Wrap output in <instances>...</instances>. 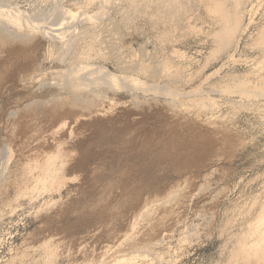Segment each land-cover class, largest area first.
<instances>
[{
	"label": "rangeland",
	"instance_id": "rangeland-1",
	"mask_svg": "<svg viewBox=\"0 0 264 264\" xmlns=\"http://www.w3.org/2000/svg\"><path fill=\"white\" fill-rule=\"evenodd\" d=\"M262 37L264 0H0V264H264Z\"/></svg>",
	"mask_w": 264,
	"mask_h": 264
},
{
	"label": "bare ground",
	"instance_id": "bare-ground-1",
	"mask_svg": "<svg viewBox=\"0 0 264 264\" xmlns=\"http://www.w3.org/2000/svg\"><path fill=\"white\" fill-rule=\"evenodd\" d=\"M141 3H142V1H141ZM137 6H138V5H137ZM139 6H140V5H139ZM141 7H142V6H141ZM137 8H138V7H137ZM224 18H225V17H224ZM234 18H235V17H234ZM231 19H233V18H231ZM229 20H230V19H229ZM233 22H234V21H233ZM233 22H232V23H233ZM234 23H235V22H234ZM226 25H227V24H226ZM229 25H231V23H230ZM222 26H223V25H222ZM231 26H232V25H231ZM229 27H230V26H229ZM223 28H225V30H224V31L226 32L225 34H229V33H230V29H229V28H226V27H224V26L222 27V29H223ZM220 36H221V35H220ZM222 36H224V35H222ZM229 36H230V35H229ZM262 39H264V38L262 37ZM259 42L262 43V42H264V40L261 41V39H260ZM259 42H258V43H259ZM15 44H16V43H15ZM15 44H14V45H15ZM222 44H223V43H222ZM262 44H264V43H262ZM17 46H19V45H17ZM17 46H16V49H17ZM19 47H21V46H19ZM263 47H264V46H263ZM113 48H114V47H113ZM22 49H23V47H22ZM263 49H264V48H263ZM9 51H10V50H9ZM23 53H24V51H23V50H19V48H18L17 50H15V51L10 52V54H12V55L14 54L15 56H16V54H17V57H18V58H21V56H23ZM29 53H30V52H29ZM29 53H28V54H29ZM25 54H26V53H25ZM29 55H30V54H29ZM11 57H12V56H11ZM26 58H27V57H25V60H26ZM23 59H24V57H23ZM28 59H29V58H28ZM25 60H24V61H25ZM21 61H22V58H21ZM26 61H27V60H26ZM9 63H10V62H9ZM13 63H14V62H13ZM21 63H22V62H21ZM25 63H26V62H24V64H25ZM28 63H29V62H28ZM14 64H15V63H14ZM18 64H19V63H18ZM21 65H22V64H21ZM27 65H28V64H27ZM19 66H20V64H19ZM22 66H23V65H22ZM29 68H30V67H29ZM14 72H15V71H14ZM19 73H20V72H19ZM8 74H9V73H8ZM7 76H11V75H7ZM7 76H6V74H5V78H6ZM12 77H13V75H12ZM2 80H3V79H2ZM2 83H3V82H2ZM0 86H1V84H0ZM135 160H136V159H135ZM139 162H140V161H139ZM263 214H264V213H263ZM263 214H262V215H263ZM260 216H261V215H260ZM262 217H263V216H262ZM262 217H261V218H262ZM254 239H255V238H254ZM261 240H262V238H261ZM261 240H258V241L256 240V241H257V243H256V247H257L258 252H260V254H264V245H263V243H262L263 241H261ZM251 241H252V240H251ZM254 243H255V242H254ZM262 245H263V248H262ZM46 246H47V245H46ZM237 246H239V245H237ZM50 248H51V246H50ZM242 248H243V247H242ZM245 248H246V246H245ZM248 248H251V247L248 246ZM248 248H246V249H248ZM260 248H262V249H260ZM239 250H240V249H239ZM241 250H242V251H241ZM241 250H240V253H241V252H244L243 249H241ZM248 250H249V249H248ZM248 250H247V251H248ZM247 251H245V252L248 253ZM251 252H252V251H251ZM248 254H249V253H248ZM262 257H263V256H262ZM263 258H264V257H263ZM263 258H261L262 261H264Z\"/></svg>",
	"mask_w": 264,
	"mask_h": 264
}]
</instances>
